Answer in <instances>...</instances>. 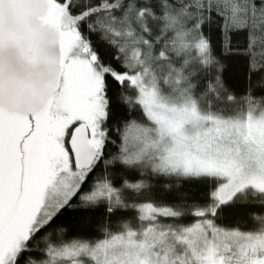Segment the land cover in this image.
<instances>
[{
	"label": "snow or ice",
	"instance_id": "6c2138e0",
	"mask_svg": "<svg viewBox=\"0 0 264 264\" xmlns=\"http://www.w3.org/2000/svg\"><path fill=\"white\" fill-rule=\"evenodd\" d=\"M0 264H264V0H0Z\"/></svg>",
	"mask_w": 264,
	"mask_h": 264
}]
</instances>
